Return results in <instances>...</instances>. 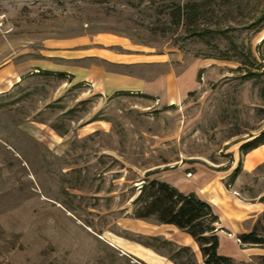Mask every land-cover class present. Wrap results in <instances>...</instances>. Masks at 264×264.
Here are the masks:
<instances>
[{
	"label": "rangeland",
	"instance_id": "374dc122",
	"mask_svg": "<svg viewBox=\"0 0 264 264\" xmlns=\"http://www.w3.org/2000/svg\"><path fill=\"white\" fill-rule=\"evenodd\" d=\"M185 4L201 38L172 24ZM98 32L171 56L196 88L171 105L101 98L31 66L45 40ZM263 130L264 0H0V264H148L125 240L199 264L191 249L192 262L173 258L185 246L147 235L159 223L134 219V200L183 165L187 177L242 171L240 145ZM235 181L228 189L246 199L264 194V164Z\"/></svg>",
	"mask_w": 264,
	"mask_h": 264
},
{
	"label": "crops",
	"instance_id": "0c3cea01",
	"mask_svg": "<svg viewBox=\"0 0 264 264\" xmlns=\"http://www.w3.org/2000/svg\"><path fill=\"white\" fill-rule=\"evenodd\" d=\"M88 28V27H87ZM31 66L43 72L64 73L69 84H82L101 98L130 93L148 96L160 104H175L186 98L196 85H187L174 72L171 56L134 44L123 35L109 32L84 33L62 39H47L40 56ZM242 174H253L264 164V144L244 156ZM183 165L160 179L184 194L194 193L208 203L218 216V253L234 261L249 263L264 257V249H240L237 237L251 232L264 213V194L246 199L238 190L226 187L227 172H209ZM236 184L234 182L233 186ZM147 235L160 236L189 247L197 262H203L194 240L173 225H151ZM127 252L148 264H173L141 244L125 240ZM204 264V263H203Z\"/></svg>",
	"mask_w": 264,
	"mask_h": 264
},
{
	"label": "trees",
	"instance_id": "16d2710c",
	"mask_svg": "<svg viewBox=\"0 0 264 264\" xmlns=\"http://www.w3.org/2000/svg\"><path fill=\"white\" fill-rule=\"evenodd\" d=\"M170 17L175 27L184 25L187 33L199 38L202 37V32L195 27L199 18L198 12H192L188 4L177 6L170 13ZM47 74H53V72H47ZM59 76H65V74L59 73ZM249 76H253L252 73ZM145 97L151 99V97ZM263 144L264 130L252 140L241 144L239 151L242 155H246ZM240 172L241 164L239 163L225 184L227 188L235 182ZM134 204V219L154 218L159 224L173 225L188 234L198 245L204 264H235L231 257L222 256L218 253V216L208 203L198 198L194 193L184 194L166 182L152 179L143 183ZM262 220L264 223V213ZM258 226L257 223L251 232L238 235V241L243 245L264 247V236H260L258 233ZM163 244L170 245L171 243L163 241ZM184 254L187 256V261L192 262L189 258V247L179 248L173 258L181 257ZM170 260L173 261V264H185L177 263L172 258Z\"/></svg>",
	"mask_w": 264,
	"mask_h": 264
}]
</instances>
